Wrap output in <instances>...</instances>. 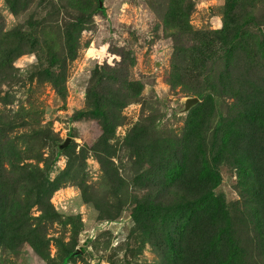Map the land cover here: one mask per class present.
Returning <instances> with one entry per match:
<instances>
[{
  "label": "rangeland",
  "instance_id": "1",
  "mask_svg": "<svg viewBox=\"0 0 264 264\" xmlns=\"http://www.w3.org/2000/svg\"><path fill=\"white\" fill-rule=\"evenodd\" d=\"M0 264H264V0H0Z\"/></svg>",
  "mask_w": 264,
  "mask_h": 264
}]
</instances>
